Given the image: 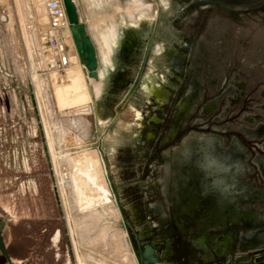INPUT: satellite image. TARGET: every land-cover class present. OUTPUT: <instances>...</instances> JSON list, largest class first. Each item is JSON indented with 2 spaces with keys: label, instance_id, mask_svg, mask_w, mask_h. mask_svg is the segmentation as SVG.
Returning a JSON list of instances; mask_svg holds the SVG:
<instances>
[{
  "label": "rangeland",
  "instance_id": "1",
  "mask_svg": "<svg viewBox=\"0 0 264 264\" xmlns=\"http://www.w3.org/2000/svg\"><path fill=\"white\" fill-rule=\"evenodd\" d=\"M73 2L100 76L83 77L90 101L76 103L58 94L68 73L80 70L72 47L68 72L38 77L42 1L0 0V264H64L65 231L77 264H138L126 222L147 234L166 264L174 254L192 264H264V249L245 251L240 240L242 232L264 229V0ZM138 22L142 38L154 39L140 88L126 102L128 88L110 99V68L120 66L129 85L135 80L144 45L129 63L116 53ZM177 112L181 121L171 133ZM190 132L220 140L185 137ZM232 140L242 153L235 142L223 149ZM89 153L106 193L83 207L71 165L79 168ZM206 193L202 210L194 194ZM210 216L223 220L220 229H198ZM243 241L260 248L264 235L245 233Z\"/></svg>",
  "mask_w": 264,
  "mask_h": 264
},
{
  "label": "bare ground",
  "instance_id": "2",
  "mask_svg": "<svg viewBox=\"0 0 264 264\" xmlns=\"http://www.w3.org/2000/svg\"><path fill=\"white\" fill-rule=\"evenodd\" d=\"M40 1V0H39ZM37 6V5H36ZM38 7V11H39V6H37ZM41 7V6H40ZM37 9V8H36ZM41 9V8H40ZM43 10V9H42ZM43 12H44V10H43ZM41 13V15H45V13ZM37 13V12H36ZM39 13H40V11H39ZM42 17H44V16H42ZM109 31V30H108ZM68 34V37H69V43H70V45L72 46V49L73 50H75V53H76V55L74 56V59H75V65H77V67H79L80 68V70H74V71H69L70 73H68V75H67V80L69 81V85L67 86V88H66V91H63V92H60L59 90H58V94L60 95V97L59 98H61V96H62V98H64V97H67V98H69V99H71L72 101H81V100H83L84 98H87V96H89V94H88V91H87V88H86V86H85V84H84V82H83V77L86 75L87 76V74L85 73V67L80 63V60H79V57H78V54H77V52H76V49H75V46H74V43H73V40H72V36H71V33H70V27H69V32L67 33ZM109 34V33H108ZM109 37H110V35H109ZM71 58H72V56H71ZM79 60V61H78ZM74 61V60H73ZM72 63V62H71ZM72 69V68H71ZM68 72V71H67ZM88 78V77H87ZM65 87V86H64ZM65 89V88H64ZM61 90V89H60ZM63 90V89H62ZM56 94V93H55ZM66 98V99H67ZM58 99V98H57ZM86 100V99H85ZM87 100H88V98H87ZM60 101V100H59ZM71 101V102H72ZM88 101H90V100H88ZM84 102V101H83ZM76 103V102H75ZM72 104H74V103H72ZM77 104H79L78 102H77ZM100 112V111H99ZM98 112V113H99ZM101 114H102V112H101ZM99 115V114H98ZM102 116H103V114H102ZM105 120V119H104ZM91 153V152H90ZM90 153L88 154V159L85 157L86 155L85 154H83V153H81L82 155H85V156H82V157H84V159L86 160H81V158H80V164H79V168L77 167V162H75L76 163V165H71V167H72V171L74 172V175H75V173L78 175L79 174V178H80V180H78L76 177H71V175H72V171L70 172L71 173V175H70V177L72 178V179H74V183L76 182V187H74V189L75 190H72V191H76V194L75 193H73V194H75L76 196H74V197H76V199H77V202L79 203V204H81L80 206H83V207H85L84 205H86V206H92V204H94L95 203V201L98 199V198H100L103 194H105L106 193V189H105V186H104V183H103V178L101 177V175H100V172H99V166L97 165V163H96V160L95 159H97V158H95L94 159V161L93 160H90V156H91V158L93 157V155L94 154H91L90 155ZM94 153V152H93ZM80 155V154H79ZM90 155V156H89ZM76 156V155H75ZM75 156L73 157V160H74V158H75ZM95 156V155H94ZM96 157H97V155H96ZM94 158V157H93ZM242 158V157H241ZM83 159V158H82ZM72 160V161H73ZM77 159L75 158V161H76ZM99 160V159H98ZM77 161H79V159L77 160ZM73 163H74V161H73ZM74 163V164H75ZM101 164V163H100ZM242 164H243V162H242ZM102 166V165H101ZM102 168V167H101ZM101 168H100V170H101ZM243 169H244V166H243ZM103 171V170H102ZM243 171V170H242ZM241 171V172H242ZM241 174V173H240ZM76 175V176H77ZM82 179V180H81ZM60 180V179H59ZM59 183V182H58ZM72 184H73V181H72ZM61 192H62V190H61ZM60 194H62V193H60ZM208 194H209V192H208ZM63 195V194H62ZM63 197V196H62ZM194 198H195V201H196V203H197V205L199 206L198 208L199 209H202L203 210V208H204V206H205V204L207 203V200H206V198H207V193H206V195H201V194H194ZM258 199V198H257ZM63 200V199H62ZM63 202V201H62ZM78 203H77V205H78ZM62 204H65V202L64 203H62ZM186 204V203H185ZM76 205V206H77ZM64 206V205H63ZM80 206H78L77 208L80 210L81 208H80ZM90 206V207H91ZM184 207H186V206H184ZM183 206L182 207H180V209H182V210H184L188 215H190V214H192V213H190V212H188L187 210H186V208H184ZM87 208V207H86ZM92 208H94V207H92ZM91 209V208H90ZM90 209H88V210H90ZM171 209H173L174 211H176L177 209H179V208H174V207H172L171 206ZM82 210V209H81ZM93 210V209H92ZM235 210V209H234ZM83 211V210H82ZM174 213V212H173ZM172 213V214H173ZM176 214V213H175ZM241 214V213H240ZM239 215V214H238ZM170 216V215H169ZM174 216V215H173ZM238 218V217H237ZM166 220V219H165ZM182 220H185V218L184 219H182ZM213 216H210V217H206V220L204 219L203 221H201L200 223H196V225L198 226V229H200V230H212V229H217V228H219V227H221V225L223 224L222 222H223V220L222 221H220V222H218V223H216V222H213ZM175 222V221H174ZM183 223L185 222V221H182ZM184 225V224H183ZM185 226V225H184ZM179 227V226H178ZM183 228V227H182ZM220 229V228H219ZM223 229V228H222ZM199 230V231H200ZM164 231V230H163ZM187 231V230H186ZM195 231V230H194ZM160 233V232H159ZM158 233V234H159ZM166 233V232H165ZM194 233V232H193ZM245 233H253V234H262V235H264V229H259V230H256V231H251V232H242L241 233V236H240V240H241V245H242V247L245 249V251L247 250V251H251V252H253V251H261V250H263L264 249V246L263 247H260V248H254V249H251V248H249L245 243H244V241H243V234H245ZM160 235H161V233H160ZM216 237V236H215ZM218 237V236H217ZM220 237V236H219ZM208 238V237H207ZM221 238V237H220ZM209 239V238H208ZM209 241V240H208ZM213 241V240H212ZM204 242V241H203ZM218 242V241H217ZM214 243V242H213ZM207 243H205V245H206ZM204 246V245H203ZM213 247V246H212ZM216 247V246H215ZM169 249H170V247H169ZM207 249V248H206ZM228 249V248H227ZM197 251V250H196ZM242 251V250H241ZM244 251V252H245ZM199 252V251H198ZM243 252V251H242ZM171 253V252H170ZM210 253V252H209ZM211 254V253H210ZM245 255V254H244ZM82 257V256H81ZM78 258V257H77ZM76 258V259H77ZM80 258V257H79ZM83 258V257H82ZM85 258V257H84ZM244 258H245V256H244ZM78 260V259H77ZM76 260V262H78ZM80 260H82V259H80ZM83 262V261H82ZM87 262V261H86ZM83 264V263H82ZM87 264V263H86ZM93 264H94V262H93ZM95 264H106V262H104V261H101V260H98V261H96L95 262ZM116 264V263H115Z\"/></svg>",
  "mask_w": 264,
  "mask_h": 264
},
{
  "label": "flooded vegetation",
  "instance_id": "3",
  "mask_svg": "<svg viewBox=\"0 0 264 264\" xmlns=\"http://www.w3.org/2000/svg\"><path fill=\"white\" fill-rule=\"evenodd\" d=\"M140 26H141V23H140L139 27ZM139 27L135 28L132 25V27H130V29H127L124 32L123 37L120 40L117 53H116L118 61H121L122 63H129V62H131L133 60L134 55L138 52L139 46L140 45H144V51H143V54H142V57H141V60H140L139 67L137 69V73H136L135 80L132 82V84L129 85L127 83V81L124 79V71H123L122 68H120V66L115 65V67L110 68V72H112V73L110 75L111 77H110V81L108 83V86L109 87H108V91H107L108 94H109L108 98H110V99L112 98V95L113 94H115L118 91H120L122 89H125V88H128L127 91L129 93L130 88L133 87L134 83L137 80V76L139 74V71L141 70V66L144 63V58H145V56L147 54L146 60H145V63H144V67H143V70H142V76H141V79H140V82H139V86H138V88L136 90H138L140 88V83H141L142 78H143L144 70H145L146 65H147V62H148V57L150 55V52H151V48H152V44H153V40L154 39H153V37H150L146 41L144 38H142V35L143 34L140 33V29H138ZM95 54H96V50H95ZM96 61H97V57H96ZM97 64H98V61H97ZM96 76H97V78L96 79H93V80L98 82V80L100 79V76H99V73L97 71V68H96ZM103 78H104V76L101 78V80ZM101 91H102V83H101ZM149 95H153L155 97V99L159 97V94L154 93L153 91H152V93L149 92ZM95 100H96L97 103L99 102V99H96L95 98ZM159 102H161V101H159ZM99 111H102L103 112V109L101 108ZM103 114H104L105 117H109V116L105 115V112H103ZM179 121H181V120H180V117H179V112H177V114L175 116V120H174L173 125H172L171 130H170L171 133H173L175 131L176 125H177V123ZM254 132L255 131L250 132V133L253 134ZM190 134H198V135H201V136H214V135H204V134H199V133H196V132H190L185 137H187ZM214 137H217V136H214ZM234 142L237 143V145L239 146V149H240V151L242 153V148H241V146L239 145V143L236 140H232L229 143V145L227 146V148H223V147L222 148L224 150H228ZM220 143H221V141H220ZM180 146H181V144H180ZM174 148H177V147H174ZM171 149H173V148H171ZM136 234L139 237V241H140L141 246H142V243H144V242H151V241L148 240L147 234H145V233H139V232H136ZM60 237H62V235H61V231H60V228H59L58 230H55L53 232L52 237L50 238V242L52 243L53 246H56L57 245V243L60 240ZM131 237H132V235H131ZM132 240H133V237H132ZM133 243L135 245L134 240H133ZM151 243H153V242H151ZM155 246H156V253L158 255V247H157L156 244H155ZM29 251H32V250H29ZM134 251H135V248H134ZM32 253H34V252H32ZM62 253H63L64 264H69V261L67 260V257L68 256L66 254L67 253V249L65 247L62 248ZM27 255H30V252ZM174 255H175L174 256L175 257L174 258V261H172L170 264H192V262L190 261V259L187 256H181V255H176V254H174ZM158 257H159V255H158ZM159 261H160L161 264H166V263L161 262L160 257H159ZM225 263L226 262L224 260L212 261L210 263H204V262L201 261V264H225Z\"/></svg>",
  "mask_w": 264,
  "mask_h": 264
},
{
  "label": "built area",
  "instance_id": "4",
  "mask_svg": "<svg viewBox=\"0 0 264 264\" xmlns=\"http://www.w3.org/2000/svg\"><path fill=\"white\" fill-rule=\"evenodd\" d=\"M44 7L46 26L39 34V43L43 49L44 68L38 77L47 80L49 74L61 76L71 67V45L69 43V21L67 19L62 0H41ZM40 79V80H42ZM46 83V82H45ZM47 85V83H46ZM31 98L34 110L38 113L40 107L35 86L32 84ZM47 89V88H46ZM40 113V112H39ZM38 113V114H39ZM40 116V115H39ZM41 126V122L39 123ZM65 227H63L64 230ZM66 249L69 264H77L73 250V242L69 232L65 231ZM72 242V244H71Z\"/></svg>",
  "mask_w": 264,
  "mask_h": 264
},
{
  "label": "water",
  "instance_id": "5",
  "mask_svg": "<svg viewBox=\"0 0 264 264\" xmlns=\"http://www.w3.org/2000/svg\"><path fill=\"white\" fill-rule=\"evenodd\" d=\"M63 6L65 9V13L67 16V19L70 24V33L72 36V40L76 49V52L78 54L80 63L85 67V73L87 74V77L90 79H96V68H97V61H96V54H95V48L94 45L87 36L85 27L83 24H81L77 17L76 12V6L73 2V0H62ZM147 56V54H146ZM146 56L144 58V63L146 60ZM144 63L141 66V70L139 71V74L137 76V80L134 83L133 87L130 88L129 93L127 94V97L124 102L129 100L135 90L139 86V82L142 76V70L144 67ZM126 227L129 231V233L132 235L133 240L135 242L134 248H135V255L138 261V264H161L159 261V257L156 253V246L154 243L151 242H144L142 243V246L139 241V237L136 234L134 228L126 222ZM234 238L237 237L236 230L233 231ZM225 264H253L251 262L245 263V262H237V263H225Z\"/></svg>",
  "mask_w": 264,
  "mask_h": 264
},
{
  "label": "crops",
  "instance_id": "6",
  "mask_svg": "<svg viewBox=\"0 0 264 264\" xmlns=\"http://www.w3.org/2000/svg\"><path fill=\"white\" fill-rule=\"evenodd\" d=\"M135 4H138V0H135ZM136 10H137V7H136ZM141 15H142V16H145V13H143V11H141ZM142 22H143V21H142ZM140 23H141V22H138V24L136 23V24H135V28L139 27Z\"/></svg>",
  "mask_w": 264,
  "mask_h": 264
}]
</instances>
